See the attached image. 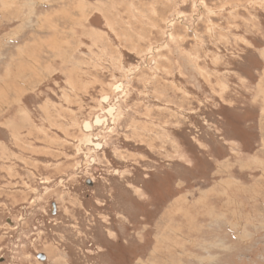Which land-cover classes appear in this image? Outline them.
<instances>
[{"label": "rangeland", "instance_id": "374dc122", "mask_svg": "<svg viewBox=\"0 0 264 264\" xmlns=\"http://www.w3.org/2000/svg\"><path fill=\"white\" fill-rule=\"evenodd\" d=\"M0 264H264V0H0Z\"/></svg>", "mask_w": 264, "mask_h": 264}, {"label": "bare ground", "instance_id": "6f19581e", "mask_svg": "<svg viewBox=\"0 0 264 264\" xmlns=\"http://www.w3.org/2000/svg\"><path fill=\"white\" fill-rule=\"evenodd\" d=\"M45 40V39H44ZM19 47V46H18ZM5 48V47H4ZM15 49V48H14ZM8 50V49H7ZM27 52V51H26ZM21 62V61H20ZM8 65V64H7ZM24 66V65H23ZM20 68V67H19ZM24 68V67H23ZM30 68V67H29ZM26 69V68H25ZM24 69V74H26V70ZM32 70H33V68H32ZM9 72H12L11 70H9ZM8 72V73H9ZM15 74H16V77H18V75L20 76L21 74H19V73H17L16 71H15ZM9 75H10V78H9ZM7 74V76H6V78L5 79H3L4 81H9V79H12V81H10L9 83H12V82H14V83H12V84H15V83H18L17 82V78H16V82L15 81H13V72L11 73V74ZM25 76V75H24ZM23 77V76H22ZM8 85V84H7ZM11 85V84H10ZM119 87V86H118ZM116 109V108H115ZM111 112H112V114H114V108H112L111 110H110ZM112 116V115H111ZM118 117V116H117ZM97 118V117H96ZM97 123H99V118H97ZM91 123H86L85 124V126L84 127H86L85 129H87V128H91ZM91 131V130H90ZM93 137V136H92ZM95 137V136H94ZM92 141H94L93 140V138H92ZM87 143H90V141L88 140L87 141ZM96 144H97V146L95 147V148H97V149H99L100 147H101V144H99V143H97V142H95ZM84 144V143H83ZM83 146V145H82ZM95 146V145H94ZM100 150V149H99ZM89 184H90V182H89ZM41 261H44V260H41Z\"/></svg>", "mask_w": 264, "mask_h": 264}, {"label": "water", "instance_id": "95a60500", "mask_svg": "<svg viewBox=\"0 0 264 264\" xmlns=\"http://www.w3.org/2000/svg\"><path fill=\"white\" fill-rule=\"evenodd\" d=\"M55 211H56V205L53 204V212H55ZM39 259H40V260H45V256H44V255H40V256H39Z\"/></svg>", "mask_w": 264, "mask_h": 264}, {"label": "crops", "instance_id": "0c3cea01", "mask_svg": "<svg viewBox=\"0 0 264 264\" xmlns=\"http://www.w3.org/2000/svg\"><path fill=\"white\" fill-rule=\"evenodd\" d=\"M115 117H116V116H115ZM115 117L112 118V122H113V123L115 122ZM99 122L102 123L103 121H101V120L99 119ZM104 124H106V123H104Z\"/></svg>", "mask_w": 264, "mask_h": 264}]
</instances>
